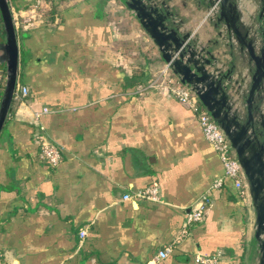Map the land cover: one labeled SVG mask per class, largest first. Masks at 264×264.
<instances>
[{
  "label": "crops",
  "instance_id": "crops-1",
  "mask_svg": "<svg viewBox=\"0 0 264 264\" xmlns=\"http://www.w3.org/2000/svg\"><path fill=\"white\" fill-rule=\"evenodd\" d=\"M155 1L229 75L247 118L254 66L209 1ZM237 1L242 26L255 30L261 0ZM36 4L10 0L17 88L29 93L14 99L0 135V264H197L196 254L216 253L221 264H259L251 197L225 176L197 114L165 90L143 89L166 63L134 13L122 0ZM253 111L264 112V89ZM39 133L60 147L57 167L40 158ZM153 183L160 201L134 196ZM204 195V219L157 259Z\"/></svg>",
  "mask_w": 264,
  "mask_h": 264
},
{
  "label": "water",
  "instance_id": "water-1",
  "mask_svg": "<svg viewBox=\"0 0 264 264\" xmlns=\"http://www.w3.org/2000/svg\"><path fill=\"white\" fill-rule=\"evenodd\" d=\"M208 1L211 11L216 12L217 26L225 25L254 66L246 98L247 118H244L236 99L229 92V75L222 74L214 56L206 47L197 44L191 32L180 30L165 2L122 0L158 48L172 74L182 84L192 88L227 135L246 176L255 213L259 264H264V112L255 116L253 111L255 94L264 89V0H261L259 15L261 23L255 30L242 26L237 0ZM0 14L3 21L0 28V73H4L0 100L1 135L17 91L20 46L10 0H0Z\"/></svg>",
  "mask_w": 264,
  "mask_h": 264
},
{
  "label": "built area",
  "instance_id": "built-area-1",
  "mask_svg": "<svg viewBox=\"0 0 264 264\" xmlns=\"http://www.w3.org/2000/svg\"><path fill=\"white\" fill-rule=\"evenodd\" d=\"M47 0H37L36 7H40ZM143 89H162L170 95L177 98L180 102L188 105L196 114L203 130L206 139L213 145L214 149L218 152L224 167L225 176L234 181L235 187L239 190L240 194L246 199L250 196L248 183L244 171L239 163L231 143L217 122L211 117L210 113L201 108L202 104L198 99L196 93L188 85H184L180 80L172 74L169 67L166 65L164 69L159 71L157 75L151 79ZM29 90L27 87L17 88L14 98H24L28 95ZM237 104H239L237 102ZM47 108L44 112H47ZM38 143L40 158L47 163L50 167H57L62 161V151L58 145L50 141L43 133L38 134ZM222 185V180L218 179L214 183V187ZM136 198L147 199L151 201H160V189L156 183L137 191L134 195ZM131 198V195H124V199ZM210 204V199L207 195L201 197L191 208L187 215V220L184 229L176 237L175 243L164 247L157 253V259H165L173 251L175 244L180 242L185 235L188 234L189 227L194 223L200 222L204 219L206 210ZM87 235V229L79 231L81 240ZM221 253L214 255L196 254L195 262L197 264H221Z\"/></svg>",
  "mask_w": 264,
  "mask_h": 264
},
{
  "label": "trees",
  "instance_id": "trees-1",
  "mask_svg": "<svg viewBox=\"0 0 264 264\" xmlns=\"http://www.w3.org/2000/svg\"><path fill=\"white\" fill-rule=\"evenodd\" d=\"M47 1H49V0H47ZM51 13V12H50ZM2 25H3V21H2V17H1V14H0V27H2ZM3 82H1L0 83V99H1V96H2V91H3ZM148 83H146V85H147ZM14 99H16V98H14ZM201 105V108H203V105L202 104H200ZM241 195V194H240ZM242 196V195H241ZM243 197V196H242Z\"/></svg>",
  "mask_w": 264,
  "mask_h": 264
},
{
  "label": "rangeland",
  "instance_id": "rangeland-1",
  "mask_svg": "<svg viewBox=\"0 0 264 264\" xmlns=\"http://www.w3.org/2000/svg\"><path fill=\"white\" fill-rule=\"evenodd\" d=\"M209 17H210V16H209ZM213 17H215V14L213 15ZM207 18H208V16L205 17V19H207ZM163 69H164V68H163Z\"/></svg>",
  "mask_w": 264,
  "mask_h": 264
}]
</instances>
